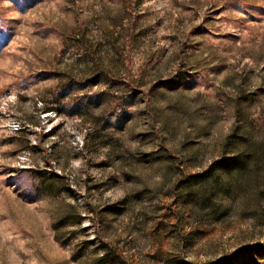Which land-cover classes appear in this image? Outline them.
Segmentation results:
<instances>
[{
	"label": "rangeland",
	"instance_id": "obj_1",
	"mask_svg": "<svg viewBox=\"0 0 264 264\" xmlns=\"http://www.w3.org/2000/svg\"><path fill=\"white\" fill-rule=\"evenodd\" d=\"M239 121L261 140L264 0H0V264H264Z\"/></svg>",
	"mask_w": 264,
	"mask_h": 264
},
{
	"label": "trees",
	"instance_id": "obj_2",
	"mask_svg": "<svg viewBox=\"0 0 264 264\" xmlns=\"http://www.w3.org/2000/svg\"><path fill=\"white\" fill-rule=\"evenodd\" d=\"M243 127L244 125L239 121L238 125L232 130L228 137L230 141L231 137H233L230 143L231 154L224 162V166L226 167L225 176L228 178H233L234 175L241 177L243 174L250 171V169L256 170L259 166L264 170V135H262L261 140L258 141L255 136H250L246 133L247 130ZM254 173L255 176H258L260 172L255 171ZM258 181L259 179H256V182ZM261 183L260 196L264 199V180ZM198 187L209 188L212 196H214L216 192H226L228 190L220 181L218 172L212 175L210 182H201ZM192 188L193 187H190V189H188L190 191L187 192L189 205L200 202L206 208H210L211 205L214 204L210 199L203 198L204 192L200 193V191L203 190L202 188L198 189V191Z\"/></svg>",
	"mask_w": 264,
	"mask_h": 264
}]
</instances>
